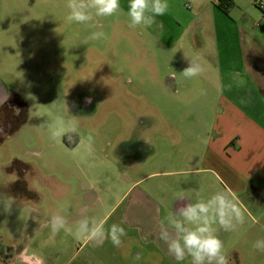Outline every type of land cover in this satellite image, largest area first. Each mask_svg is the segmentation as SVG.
Returning <instances> with one entry per match:
<instances>
[{"label":"rangeland","instance_id":"1","mask_svg":"<svg viewBox=\"0 0 264 264\" xmlns=\"http://www.w3.org/2000/svg\"><path fill=\"white\" fill-rule=\"evenodd\" d=\"M217 1L167 0L151 27L131 28L130 0L87 24L67 21V0H0V95L26 104L0 139V264H27L14 258L24 249L33 264H190L143 243L123 222L133 187L125 192L141 178L138 186L154 197L183 196V205L234 193L244 223L235 231L214 226L229 264H264V252L253 249L264 239L263 134L255 128L248 137L239 171L225 170L235 150L225 141L231 126L218 164L201 159L210 123L220 118L242 129L247 116L264 129V0H234L229 13ZM189 59L204 65L203 77L182 75ZM69 119L79 121L74 146L52 138ZM113 208L105 227H124L119 248L75 235L81 219ZM54 215L66 217L67 230L51 231ZM137 251L149 256L137 260Z\"/></svg>","mask_w":264,"mask_h":264},{"label":"clouds","instance_id":"2","mask_svg":"<svg viewBox=\"0 0 264 264\" xmlns=\"http://www.w3.org/2000/svg\"><path fill=\"white\" fill-rule=\"evenodd\" d=\"M167 0H130L127 16L131 28H148L155 22V17L164 15L168 10ZM69 14L67 21L77 24L93 22L97 17H112L122 9L120 0H67ZM103 33H95L93 38H100ZM205 68L201 62L190 60V66L185 68L182 75L186 79L199 77ZM90 102V99L87 101ZM79 128V121L69 119L61 121L59 127L52 132L53 139L66 137L71 141ZM93 142V137H88ZM180 200L185 199L183 196ZM11 205H5L9 211ZM242 205L231 192H217L209 199L196 203H187L175 212H171L160 223V239L168 248V252L177 260L183 261L190 257V264H229L224 251V242L219 238L214 227L219 225L224 231H235L237 226L244 223ZM111 209L103 218L95 217L81 219L75 229V235L86 243L102 245L105 239H110L113 246L119 248L123 237L127 235L124 227L113 223L105 227L107 220L114 214ZM253 222L256 223L255 218ZM51 231L59 233L67 230V219L63 215H54L50 221ZM253 249L264 252V239H258Z\"/></svg>","mask_w":264,"mask_h":264},{"label":"crops","instance_id":"3","mask_svg":"<svg viewBox=\"0 0 264 264\" xmlns=\"http://www.w3.org/2000/svg\"><path fill=\"white\" fill-rule=\"evenodd\" d=\"M188 57L189 58L191 57L190 54L188 55ZM189 63H190V59H189ZM203 76H204V74L202 73L199 77H203ZM174 78H175V76H174ZM207 82H209V80ZM186 85L187 84H185V82H183L182 88L188 90L190 86L187 87ZM230 104L231 105H229V106H231L232 108H235V110H239L236 105H234L233 103H230ZM176 109H178V108H172V110H174V111H176ZM160 110L161 109H156V112L160 111ZM189 110L190 109H187L188 112H189ZM193 110L197 111L196 113L199 112L198 113L199 115L202 112V109L198 108V107H194ZM246 120H247L246 121L247 125H246V127H242V129L237 128L238 125L236 123H234L232 125V123H230L229 119H225V118H220L216 122H214L212 124L210 123V126H209L210 130H212L213 133L214 132L215 133L214 134L210 133V132L208 133L209 138L207 139V142L205 140V146L206 147H205V150L203 152L204 155L201 158L202 161L205 163L208 159V156H209L211 158V162L213 164H215V165L218 164V162H219L218 151L221 150L220 146H222V140H223L221 135L223 134L224 129L227 131L229 129V127L231 126V128H230L231 129V135L225 141L229 142V143L231 142L232 144L234 143L235 150H234V152L232 151V155L230 154V156L228 158H226V160H227L226 162L229 163L228 166H230V167H225V170L229 172V171L233 170L232 168H234L237 171H239V167L236 166L235 161H238V154L242 150L245 151V145L244 144H247L248 137L251 135L252 136L255 135V133H256L255 128H256V130H258V132L263 134V140H264V129L261 128L255 122V120L248 118L247 116H246ZM218 123H219V126L217 125ZM196 124H198L200 126L203 125V129H206V126L208 125L207 122L202 123L200 116H199V120H198V122H196ZM235 143H236V145H235ZM235 152H236V156L234 155ZM258 153L261 155L260 156L261 159L264 160V150H260ZM233 156H235V157H233ZM250 161L248 162V164L250 163ZM233 162H235V163L233 164ZM141 180H142V178L133 182L131 184L130 188L125 192V194H126L133 187V190H131L129 193V196L132 197V195H133V199H131L129 204H127V206L125 207V211L123 214V222L125 223L126 226L127 225L133 226V227H136L140 230V236H141V240L143 243H146L148 245L153 244L159 248V250L161 251V253L163 255L169 257L170 259H175L168 252V248H167L166 243L162 239H160V223H161V221H163V218H162L163 213L167 217L169 213L175 212L180 207L185 206V204L183 205L180 203V199H179L180 196L174 197V198H169V199H166L165 196H163L162 200H160L158 197H154L146 189H143V188L138 186V182ZM189 203H191V201H189ZM132 210L136 211V214H137V216L134 215L135 218L133 220L130 218L131 217L130 212ZM145 212H147L151 217H146L144 214ZM147 254H148V252H147ZM147 254L146 253L143 254V252L137 251L136 252V258H137V260L138 259L142 260ZM147 256H149V254ZM14 258L22 259L23 263H27V264H33L34 263V261L31 260V258L29 256H27L25 249L18 252Z\"/></svg>","mask_w":264,"mask_h":264},{"label":"flooded vegetation","instance_id":"4","mask_svg":"<svg viewBox=\"0 0 264 264\" xmlns=\"http://www.w3.org/2000/svg\"><path fill=\"white\" fill-rule=\"evenodd\" d=\"M25 108V103H21L5 94L0 95V139L8 136L12 132L14 123L19 119L20 114Z\"/></svg>","mask_w":264,"mask_h":264},{"label":"trees","instance_id":"5","mask_svg":"<svg viewBox=\"0 0 264 264\" xmlns=\"http://www.w3.org/2000/svg\"><path fill=\"white\" fill-rule=\"evenodd\" d=\"M236 5L234 0H218L217 1V6L222 9L225 12H230V10ZM77 143V141H75V143H73L72 141L70 142V144L72 146H74Z\"/></svg>","mask_w":264,"mask_h":264},{"label":"built area","instance_id":"6","mask_svg":"<svg viewBox=\"0 0 264 264\" xmlns=\"http://www.w3.org/2000/svg\"><path fill=\"white\" fill-rule=\"evenodd\" d=\"M261 8H264V4H261V6H260Z\"/></svg>","mask_w":264,"mask_h":264}]
</instances>
